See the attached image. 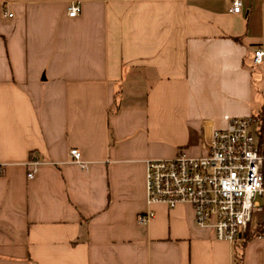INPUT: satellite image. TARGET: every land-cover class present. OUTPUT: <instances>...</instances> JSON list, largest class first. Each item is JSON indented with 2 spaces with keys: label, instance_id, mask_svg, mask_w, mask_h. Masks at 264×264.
Listing matches in <instances>:
<instances>
[{
  "label": "crops",
  "instance_id": "0c3cea01",
  "mask_svg": "<svg viewBox=\"0 0 264 264\" xmlns=\"http://www.w3.org/2000/svg\"><path fill=\"white\" fill-rule=\"evenodd\" d=\"M231 3L0 0V264H264V233L217 240L146 197V160L264 107V0Z\"/></svg>",
  "mask_w": 264,
  "mask_h": 264
},
{
  "label": "built area",
  "instance_id": "2783aa9c",
  "mask_svg": "<svg viewBox=\"0 0 264 264\" xmlns=\"http://www.w3.org/2000/svg\"><path fill=\"white\" fill-rule=\"evenodd\" d=\"M242 4V0H232L230 11L240 13ZM80 11L78 2L67 8L69 17ZM253 60L264 64V44L253 50ZM202 131V155L191 157L180 151L173 158L145 161L147 203L169 208L190 204L197 226L210 228L217 240L236 242L246 235L254 212L263 210L259 198H264V142L259 119L257 114L234 117L223 129L205 120ZM70 154L74 163L86 167L79 149L72 148ZM154 216L150 209L139 215V221Z\"/></svg>",
  "mask_w": 264,
  "mask_h": 264
},
{
  "label": "trees",
  "instance_id": "16d2710c",
  "mask_svg": "<svg viewBox=\"0 0 264 264\" xmlns=\"http://www.w3.org/2000/svg\"><path fill=\"white\" fill-rule=\"evenodd\" d=\"M257 117L259 119L261 140L264 142V107L257 114ZM263 233H264V224H261L260 226H258L257 228H254V229L250 228V225H249L245 238L249 239L250 237L262 235Z\"/></svg>",
  "mask_w": 264,
  "mask_h": 264
},
{
  "label": "rangeland",
  "instance_id": "374dc122",
  "mask_svg": "<svg viewBox=\"0 0 264 264\" xmlns=\"http://www.w3.org/2000/svg\"><path fill=\"white\" fill-rule=\"evenodd\" d=\"M259 200L261 201L262 206L264 207V199L259 198ZM263 218H264V212H254L253 218H252V224L258 223Z\"/></svg>",
  "mask_w": 264,
  "mask_h": 264
}]
</instances>
